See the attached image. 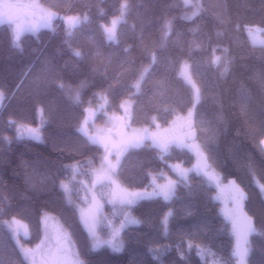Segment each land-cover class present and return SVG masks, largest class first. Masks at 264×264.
<instances>
[{
    "label": "trees",
    "instance_id": "16d2710c",
    "mask_svg": "<svg viewBox=\"0 0 264 264\" xmlns=\"http://www.w3.org/2000/svg\"><path fill=\"white\" fill-rule=\"evenodd\" d=\"M39 1L56 16L23 33L18 46L8 25H0V264H26L11 220L25 222L20 244L32 246L44 212L59 219L83 264H235L212 167L241 195L251 229L246 264H264V44L252 43L246 31L264 26V0ZM121 12L108 39L104 24ZM185 60L199 91L192 119L206 167L190 172L186 183L177 180L170 198H138L120 248L92 247L69 199L103 158L78 129L85 109L103 97L117 108L131 96L128 122L167 124L193 103L179 71ZM40 121L41 140L19 133L18 125ZM175 162L191 165L194 155L185 146L133 144L119 163L117 185L142 190L152 175L175 176Z\"/></svg>",
    "mask_w": 264,
    "mask_h": 264
},
{
    "label": "rangeland",
    "instance_id": "374dc122",
    "mask_svg": "<svg viewBox=\"0 0 264 264\" xmlns=\"http://www.w3.org/2000/svg\"><path fill=\"white\" fill-rule=\"evenodd\" d=\"M11 7L28 8L33 11L32 16L23 15L20 19L8 24L12 42L23 33H35L40 27L48 26L56 14L44 6L39 0H0V12ZM123 18V12L111 18L110 22L104 24V31L108 39L115 37V26ZM68 24L74 23L69 18ZM248 38L252 43L264 44V26L246 25ZM180 75L183 76L193 89V103L185 113H177L164 125L154 123L151 126H136L131 122L125 123V128L115 134L113 129L118 125V117L131 115L132 98L124 97L117 108L109 107L108 101L99 98L96 105H88L85 113L78 124L79 131L89 142L97 144L102 151L103 158L92 171V178L84 183L79 196L69 198L76 209L80 222L86 230L92 247L108 246L112 249L121 247V230L136 218L131 216L130 206L140 197L157 193L164 198H170L174 192L175 183L181 180L186 183L189 173L205 168V156L200 147L198 139L187 140L185 121L193 118L195 104L199 98L197 84L193 80L188 61L180 65ZM103 93L99 96L102 97ZM3 95L0 92V104ZM42 121L36 126L18 125L19 133L35 140L42 139ZM37 137H39L37 139ZM147 140L152 145L168 148L170 146H185L194 155L191 165H183L180 162L170 164L174 172L172 176L168 172L152 175V184L142 190L132 191L117 185L116 173L119 163L125 152L136 143ZM264 138L261 145L264 148ZM202 163V164H201ZM201 165V166H200ZM208 175L212 177L210 183L214 186L213 197L219 203L222 217L230 225V233L233 237L232 252L235 264H240V257L236 255L237 250L243 253V264H246L250 250V222L241 211V195L236 185L231 181H224L219 172L213 167L208 168ZM64 190L70 192L67 183ZM264 188V185H263ZM109 204V210L106 205ZM41 236L38 242L32 246L21 245L20 236L28 234V227L24 221L14 220L10 224L11 237L20 249L26 264H48V258L54 246L58 247V264H83L77 255L68 233L61 226L59 219L52 213L44 212L40 216Z\"/></svg>",
    "mask_w": 264,
    "mask_h": 264
},
{
    "label": "water",
    "instance_id": "95a60500",
    "mask_svg": "<svg viewBox=\"0 0 264 264\" xmlns=\"http://www.w3.org/2000/svg\"><path fill=\"white\" fill-rule=\"evenodd\" d=\"M34 13L32 10L28 8L19 7L17 9H13L11 7H8L0 12V25L3 24H10L15 20L20 19L23 15L25 16H32ZM129 119L123 116L118 117V125L115 129H113V132L115 134H118L120 131L124 130L125 123H127ZM184 129L186 130V139L192 140L195 139L196 134V128L194 126V120L192 118L187 119L185 121ZM59 263V254H58V247L54 246L53 250L51 251L49 258H48V264H58Z\"/></svg>",
    "mask_w": 264,
    "mask_h": 264
},
{
    "label": "snow or ice",
    "instance_id": "6c2138e0",
    "mask_svg": "<svg viewBox=\"0 0 264 264\" xmlns=\"http://www.w3.org/2000/svg\"><path fill=\"white\" fill-rule=\"evenodd\" d=\"M0 22H2V21H0ZM16 37H14V39H13V46H18L17 44H16ZM76 55H79V53H76ZM39 137H37V139H38ZM262 142H264V141H262ZM94 251H95V249H93ZM236 255H238L239 257H240V264H243V253L240 251V250H237V253H236Z\"/></svg>",
    "mask_w": 264,
    "mask_h": 264
}]
</instances>
